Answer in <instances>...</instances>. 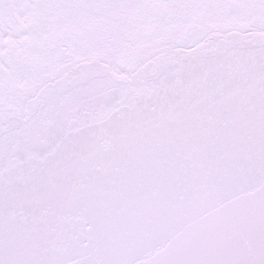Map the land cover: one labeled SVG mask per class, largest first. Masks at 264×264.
Wrapping results in <instances>:
<instances>
[{"label": "snow or ice", "instance_id": "snow-or-ice-1", "mask_svg": "<svg viewBox=\"0 0 264 264\" xmlns=\"http://www.w3.org/2000/svg\"><path fill=\"white\" fill-rule=\"evenodd\" d=\"M0 264H264V0H0Z\"/></svg>", "mask_w": 264, "mask_h": 264}]
</instances>
